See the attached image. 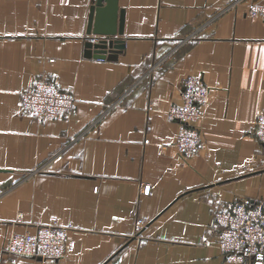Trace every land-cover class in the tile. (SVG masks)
I'll use <instances>...</instances> for the list:
<instances>
[{"label":"crops","instance_id":"obj_1","mask_svg":"<svg viewBox=\"0 0 264 264\" xmlns=\"http://www.w3.org/2000/svg\"><path fill=\"white\" fill-rule=\"evenodd\" d=\"M232 1L115 0L123 32L97 58L85 54L95 0H0V264H250L221 253L213 225L226 201H264V20L247 13L264 0ZM188 74L211 90L201 148L184 159L166 110ZM36 76L72 93L68 114L23 111ZM52 218L71 253L4 250Z\"/></svg>","mask_w":264,"mask_h":264},{"label":"built area","instance_id":"obj_2","mask_svg":"<svg viewBox=\"0 0 264 264\" xmlns=\"http://www.w3.org/2000/svg\"><path fill=\"white\" fill-rule=\"evenodd\" d=\"M241 0H233L235 4ZM247 13L264 20V4L250 1ZM211 87L198 75L188 74L181 81L180 103L170 104L166 110L170 119L179 122L173 145L177 152L189 159L201 148L202 135L197 125L204 115V105ZM74 98L50 77L36 76L20 91V107L29 116L57 119L73 108ZM254 134L264 144V111L254 118ZM142 194L151 190L149 183L139 187ZM216 246L229 259H245L250 264H264V201L235 199L226 201L214 212ZM69 226L52 218L34 226L33 231L11 232L4 250L16 256L62 258L74 249V241L67 236Z\"/></svg>","mask_w":264,"mask_h":264},{"label":"water","instance_id":"obj_3","mask_svg":"<svg viewBox=\"0 0 264 264\" xmlns=\"http://www.w3.org/2000/svg\"><path fill=\"white\" fill-rule=\"evenodd\" d=\"M86 32L89 35L85 41L87 56L104 58L108 49L118 47L115 35L123 32V11H117L115 0H95L89 11Z\"/></svg>","mask_w":264,"mask_h":264}]
</instances>
